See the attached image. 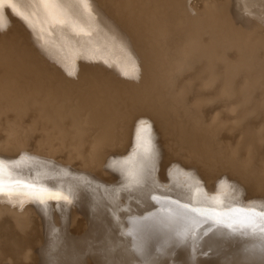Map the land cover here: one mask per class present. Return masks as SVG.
Returning <instances> with one entry per match:
<instances>
[{
  "label": "bare ground",
  "instance_id": "6f19581e",
  "mask_svg": "<svg viewBox=\"0 0 264 264\" xmlns=\"http://www.w3.org/2000/svg\"><path fill=\"white\" fill-rule=\"evenodd\" d=\"M111 1L105 53L91 51L72 68L54 62L40 39L3 32L2 42L0 32V264H45L54 251L55 264H264V188L244 203L236 184L264 185L253 169L264 127L251 129L250 155L225 151L213 140L220 129L197 123L180 86L184 75L204 72L245 117L264 113L257 47L239 42L246 61L225 62L218 38L200 34L184 0ZM129 134L145 143L146 160H134L120 180L126 159L117 155ZM66 143L87 149L80 168L52 154ZM222 172L234 183L226 174L208 188ZM39 189L67 199L45 195L41 203Z\"/></svg>",
  "mask_w": 264,
  "mask_h": 264
},
{
  "label": "rangeland",
  "instance_id": "374dc122",
  "mask_svg": "<svg viewBox=\"0 0 264 264\" xmlns=\"http://www.w3.org/2000/svg\"><path fill=\"white\" fill-rule=\"evenodd\" d=\"M181 3L187 6L188 15L192 17V21L200 31V34L218 38L217 42L222 45L224 51L222 60L228 62L227 58H229L233 62L235 60L238 61V63L246 61L244 57L246 47L242 46L239 42H249L257 47L256 54L264 60V0H184V2L180 1ZM113 10L111 0H3V2H0V32L2 42H4L3 32L6 35H20L26 41L40 39L41 42L56 52L57 59L54 62L57 61V64L61 67L72 68V65L75 64L78 58L83 62L86 54L89 55L91 51L97 50L101 54L105 53L106 47L110 43V41L106 40V34L111 29V25L114 24L112 21ZM100 26L105 27L104 30ZM205 38L209 42L208 37ZM209 38L212 39L211 37ZM259 45L263 47L259 48ZM181 62L182 60H179V63ZM68 70L66 71L67 73ZM203 73L198 71L191 74L188 73L181 79L180 86L183 87L182 90L186 89L189 95V111L196 114L195 120L197 123L202 124L203 127L213 126L216 129H220V131L215 133V137L213 138L217 147L223 146V150L225 151L230 146L239 147L240 154L243 157L250 155L251 152H248L247 149H249L251 142V133L253 131L251 129L256 128V126L264 127L261 123L263 122L264 124V113L248 114L249 116L245 117L244 108L238 100L228 95L222 87L211 86ZM67 76H70V74ZM260 94L264 93L261 92ZM215 95L220 96L216 97ZM258 99H260V105H262L264 97L260 95ZM34 105L35 103L32 102L30 105L32 108L28 110L30 113L33 112ZM239 117H241V121L243 118L244 122L242 121V126L235 129L232 125L234 119H239ZM131 124L136 125L134 121ZM92 131H90V134H93ZM132 135L129 134L127 136L128 141L127 145L125 144V151L123 153L120 151L117 155L118 159L121 157L126 159L124 163H121L116 168V173H118L116 176H119L120 180L122 175L129 171L131 163L140 158L139 148L145 145L142 139H138L136 135L132 137ZM33 139V143L31 140L29 144H31L33 149H36L34 145L38 143L36 136ZM70 139L67 137L66 141L71 146ZM67 143L65 149H61L57 145V150L55 146L52 147L54 150L49 148L51 151L53 150L52 154L56 158H63L70 166L76 163L72 167L75 168L77 165L76 168L78 169L84 165H81L82 163H85V156L87 154L82 153L87 152V149L83 151V149L77 150L70 146L69 148L67 147ZM239 144L243 147L238 146ZM36 146L38 145L36 144ZM55 152H58V154ZM79 152L80 155H83L82 157L79 155ZM69 155L75 159H70ZM80 158H84V160L81 159L84 162ZM253 158V169L264 173V134L260 144L253 152ZM140 160L145 161L146 157H141ZM226 174V172L220 173L214 179L212 178L206 182V186L213 188V185L218 181H222L224 179L223 175ZM232 178L231 175L227 174V179L234 183V179ZM236 179L238 180L239 178ZM254 181L253 179L247 182H239L238 180V183H236L243 191L241 196L244 203L248 201L247 199L251 200L252 198L249 197L253 196V194L255 196L260 194L255 192L256 188H264L263 184H257ZM128 186L132 188L133 184L129 182ZM259 196L264 198V195L260 194ZM77 226L78 220L76 218L72 227L77 228ZM20 244L21 242L16 243V245ZM55 252H48V255L52 258L49 259L47 258L49 256H46L47 260L44 261V263L46 262L45 264H55L53 262V259L57 256V252ZM30 256L28 258H32ZM98 262L92 263L98 264Z\"/></svg>",
  "mask_w": 264,
  "mask_h": 264
},
{
  "label": "snow or ice",
  "instance_id": "6c2138e0",
  "mask_svg": "<svg viewBox=\"0 0 264 264\" xmlns=\"http://www.w3.org/2000/svg\"><path fill=\"white\" fill-rule=\"evenodd\" d=\"M0 2H3V0H0ZM140 123V125H144V121H140L139 122ZM143 129H138V132L139 131H142ZM0 192H3V187H2V184H0ZM37 195L40 197V199H41V203H43V196H45V195H47V196H49V197H51V198H53V199H67V197H62L61 195H60V193H57V192H48L47 190H45V189H39L38 191H37ZM192 211H200L199 209H193ZM216 219H217V221H219V216H220V214H218V213H213L212 214ZM261 215V218H262V220H264V213H261L260 214ZM260 231H261V233L262 234H264V227H262L261 229H260ZM178 235H183V233H179Z\"/></svg>",
  "mask_w": 264,
  "mask_h": 264
}]
</instances>
